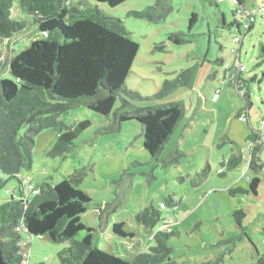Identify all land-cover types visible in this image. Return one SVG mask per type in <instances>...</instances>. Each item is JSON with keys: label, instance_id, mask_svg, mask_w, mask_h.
<instances>
[{"label": "rangeland", "instance_id": "rangeland-1", "mask_svg": "<svg viewBox=\"0 0 264 264\" xmlns=\"http://www.w3.org/2000/svg\"><path fill=\"white\" fill-rule=\"evenodd\" d=\"M79 1L69 0V4ZM169 1L172 12L162 22L151 23L131 16L129 11L143 10L154 0H126L115 7L83 0L85 7L97 5L104 15L120 19L128 37L139 45L124 87L141 98L125 96L129 105L124 108L117 98V113L174 101L183 104V116L161 153L152 158L144 149L137 120L115 123L113 113L105 116L80 104L59 116L66 126L80 120L90 122L72 140L66 157L49 155L57 140L56 131H39L30 168L6 178L0 188V204L10 199L12 187L22 184L32 193L31 188L42 182L57 184L81 169L84 177L78 188L91 198L81 222L93 229L92 242L97 247L128 259L147 252L155 244L152 235L167 230L174 232L169 246L177 264H264V165L259 172L248 168L246 141L248 135L259 131L264 117V62L258 65L264 43V0L243 2L244 8L258 12L247 31L229 26L243 20L234 17L233 0ZM193 14L196 21L189 28ZM12 15L24 18L27 25L13 37L0 39V78H11L6 66L10 56L41 36L17 4ZM241 36L240 45L235 37ZM238 62L245 69L239 75L244 80L240 90L231 78ZM190 67L195 71L191 87L180 86L155 97L165 81ZM246 92L249 108L242 95ZM246 112L249 119L239 117ZM25 129L23 126L19 133ZM258 155L264 164V147ZM232 156H240L241 162L233 168L221 166ZM253 177L260 179L257 195L230 194L231 189H247L248 179ZM151 204L160 211L161 220L149 229L137 224L135 215ZM96 208L102 210L101 218ZM238 209L246 213L245 235L240 234L231 216ZM116 222H123L133 237L115 235L112 226ZM21 237L29 239L24 248L25 264H58L57 253L69 244L53 242L47 234L30 237L21 231Z\"/></svg>", "mask_w": 264, "mask_h": 264}, {"label": "trees", "instance_id": "trees-1", "mask_svg": "<svg viewBox=\"0 0 264 264\" xmlns=\"http://www.w3.org/2000/svg\"><path fill=\"white\" fill-rule=\"evenodd\" d=\"M95 1L115 7L126 0ZM238 3L242 4V0ZM15 4L32 19L41 36L10 56L6 66L11 78H0V188L6 178H14L22 168H30L34 139L42 129L51 128L57 133L49 155L66 157L73 145L72 140L90 122L80 120L66 126L59 116L80 104L105 116L113 113L115 123L117 120H137L142 128L144 149L152 158L157 157L182 118L184 107L181 102L174 101L118 113V108L114 109L117 98L122 100V108L129 105L125 96L128 99L141 98L137 92L124 87L139 45L128 37L122 21L104 15L97 5L85 7L83 0L76 5L69 4V0H0V39L13 37L27 25L24 18L12 15ZM172 10L169 0H154L153 5L143 10H131L129 14L160 23ZM195 21L196 15L193 14L189 28ZM229 26L239 31V23L232 22ZM1 46L0 60L3 56ZM263 62L264 43L258 65ZM241 73L237 74L236 80L233 79L239 90L244 82L239 76ZM194 77V67L181 70L176 78L165 81L155 97L160 98L180 86L191 87ZM242 95L249 108L248 93ZM243 116L249 119L248 112ZM23 126L26 129L20 134ZM258 132L246 137L247 143L254 147L252 151L248 150V168L254 172H259L264 165L258 155L264 147L259 142ZM240 162V156H232L223 160L221 166L233 168ZM83 177V171L75 169L57 184L42 182L27 196H23L21 184L17 189L10 188V199L0 204V250L6 264H25L24 248L29 245L20 244L24 229L30 237L47 234L53 242L69 243L57 253L58 264H177L171 258L169 246L174 232L167 230L152 235L155 244L147 252L136 253L128 259L93 244V229L81 222V214L91 200L84 190L78 188ZM248 180L247 189H231L230 194L257 195L260 179ZM16 191L19 193L17 198L13 194ZM96 210L101 218L102 210ZM231 216L241 234L246 213L238 209ZM160 220V211L152 204L135 215V222L149 229ZM20 222L25 228L17 231ZM112 231L120 238L134 235L124 229L123 222L114 223ZM80 232L84 234L79 236Z\"/></svg>", "mask_w": 264, "mask_h": 264}, {"label": "built area", "instance_id": "built-area-1", "mask_svg": "<svg viewBox=\"0 0 264 264\" xmlns=\"http://www.w3.org/2000/svg\"><path fill=\"white\" fill-rule=\"evenodd\" d=\"M233 2L236 5V8L234 10V15L236 17H239L240 20L243 19L242 24L239 23V29L243 28L245 31H247L249 29V27L255 22L257 11H255V10L249 11L248 9L244 8V6L242 4H239L238 0H233ZM240 25H242V27H240ZM235 41L240 43L242 41V36L241 37H235ZM244 70L245 69H244L243 65L240 62H238L237 68H235L236 74H232L231 78L236 80L237 74H239L240 72H243ZM241 118L246 119V117H244V116H242ZM258 135L260 137V139H259L260 144L264 145V117H262L259 121ZM253 148L254 147L252 144H248V150L252 151ZM24 228H25L24 224L22 222H20V224L16 227V230L21 231ZM24 231H26V230L24 229ZM20 244L22 246L29 245V239H22L20 241Z\"/></svg>", "mask_w": 264, "mask_h": 264}, {"label": "crops", "instance_id": "crops-1", "mask_svg": "<svg viewBox=\"0 0 264 264\" xmlns=\"http://www.w3.org/2000/svg\"><path fill=\"white\" fill-rule=\"evenodd\" d=\"M247 0H242V5H243V2H246ZM257 11V10H256ZM258 13V12H257ZM257 13H256V15H257ZM256 20V19H255ZM21 179V178H20ZM27 184L28 183H26V185L25 186H27ZM21 187H22V194H23V196H27V195H29V192H26V187H23L22 186V184H21ZM13 188V187H12ZM15 193H16V195H15ZM13 192V194H14V196H16V198L17 197H19V193L16 191V192ZM31 193V192H30ZM22 197V196H21ZM242 226H243V228H244V221L242 222ZM242 233H244V232H242ZM244 235H245V233H244Z\"/></svg>", "mask_w": 264, "mask_h": 264}, {"label": "water", "instance_id": "water-1", "mask_svg": "<svg viewBox=\"0 0 264 264\" xmlns=\"http://www.w3.org/2000/svg\"><path fill=\"white\" fill-rule=\"evenodd\" d=\"M0 264H6V262L4 261V259L2 257L1 250H0Z\"/></svg>", "mask_w": 264, "mask_h": 264}, {"label": "clouds", "instance_id": "clouds-1", "mask_svg": "<svg viewBox=\"0 0 264 264\" xmlns=\"http://www.w3.org/2000/svg\"><path fill=\"white\" fill-rule=\"evenodd\" d=\"M43 33V32H42ZM32 192H34L36 189L34 187L31 188Z\"/></svg>", "mask_w": 264, "mask_h": 264}]
</instances>
